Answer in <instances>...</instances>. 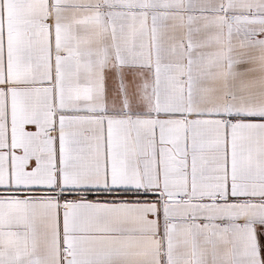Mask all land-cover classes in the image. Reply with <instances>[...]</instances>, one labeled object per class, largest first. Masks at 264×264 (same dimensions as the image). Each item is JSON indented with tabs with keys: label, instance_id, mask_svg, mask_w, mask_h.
I'll return each mask as SVG.
<instances>
[{
	"label": "snow or ice",
	"instance_id": "6c2138e0",
	"mask_svg": "<svg viewBox=\"0 0 264 264\" xmlns=\"http://www.w3.org/2000/svg\"><path fill=\"white\" fill-rule=\"evenodd\" d=\"M0 264H264V0H0Z\"/></svg>",
	"mask_w": 264,
	"mask_h": 264
}]
</instances>
